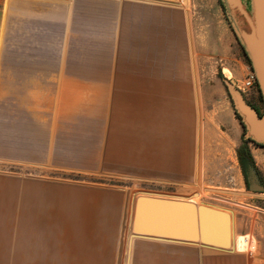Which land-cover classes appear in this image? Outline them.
<instances>
[{
  "label": "crops",
  "instance_id": "0c3cea01",
  "mask_svg": "<svg viewBox=\"0 0 264 264\" xmlns=\"http://www.w3.org/2000/svg\"><path fill=\"white\" fill-rule=\"evenodd\" d=\"M46 4L29 15L42 26L40 48L0 71V264H254L244 251L181 243L200 249L179 255V242L146 238L131 240L127 257L131 195L101 181L190 180L186 9L178 0ZM150 241L163 253L139 255Z\"/></svg>",
  "mask_w": 264,
  "mask_h": 264
},
{
  "label": "rangeland",
  "instance_id": "374dc122",
  "mask_svg": "<svg viewBox=\"0 0 264 264\" xmlns=\"http://www.w3.org/2000/svg\"><path fill=\"white\" fill-rule=\"evenodd\" d=\"M50 1L0 0V71L6 70L8 64H22V50L40 48L39 33L42 26L29 15L45 13L50 6L46 2ZM178 2L187 11L190 36V49L182 54V60L190 80L194 82L193 91L196 93L191 97L190 180L185 181L188 184L182 185V181L154 182L135 177L117 179L110 175L101 181L124 186L130 195L138 191H157L183 197L191 196L197 203L229 210L233 215L234 235L240 233L255 239L254 253H239L249 256L254 264H264V190L250 189L253 178L251 167L255 170L257 183L264 188V147L246 137L245 128L236 115L226 82L233 80L234 87L237 88L236 85L241 84L251 68V63L223 0ZM24 34H27V39ZM224 69H228L231 75H226ZM257 95L253 92L243 94L245 99H253ZM242 156L256 164L252 163L247 169V181L239 162ZM256 168L261 174V181ZM195 193L197 194L194 195ZM134 243L132 241V247L129 246V238H126L127 257L136 255ZM143 245L148 248L139 255L155 256L163 253L159 242L150 241ZM230 245V250L234 251L233 238ZM171 246L179 255L185 251L200 249L181 243H173ZM202 250L207 253L217 252L204 247Z\"/></svg>",
  "mask_w": 264,
  "mask_h": 264
},
{
  "label": "water",
  "instance_id": "95a60500",
  "mask_svg": "<svg viewBox=\"0 0 264 264\" xmlns=\"http://www.w3.org/2000/svg\"><path fill=\"white\" fill-rule=\"evenodd\" d=\"M235 32L250 60L264 100V0H250V12L242 0H223ZM233 106L241 118L245 134L251 141L264 145V112L259 114L243 94L226 81ZM251 191H262L255 170L250 168ZM195 193L194 195H196ZM232 217L211 205L157 191L131 194L126 238H146L227 250L230 246Z\"/></svg>",
  "mask_w": 264,
  "mask_h": 264
},
{
  "label": "bare ground",
  "instance_id": "6f19581e",
  "mask_svg": "<svg viewBox=\"0 0 264 264\" xmlns=\"http://www.w3.org/2000/svg\"><path fill=\"white\" fill-rule=\"evenodd\" d=\"M179 1V0H178ZM224 73L228 76L231 75V72L228 69H224ZM195 202V201H194ZM215 207L219 210L225 211L228 213V211L226 209L220 208V207H216V206H212ZM232 220H233V215L232 213L229 211ZM235 229L233 227V223H232V229H231V237H230V244L232 243V238H233V249L236 251H254L255 249V239L252 236L249 235H234ZM234 235V237H233ZM129 238V243L131 242V240H133L132 237H128ZM207 247V246H206ZM231 245L229 246V248L227 250H230ZM213 248V247H211ZM214 249H218V248H214ZM220 250V249H218ZM128 255V254H127ZM126 261V260H125ZM125 264V263H124Z\"/></svg>",
  "mask_w": 264,
  "mask_h": 264
},
{
  "label": "flooded vegetation",
  "instance_id": "af4514ba",
  "mask_svg": "<svg viewBox=\"0 0 264 264\" xmlns=\"http://www.w3.org/2000/svg\"><path fill=\"white\" fill-rule=\"evenodd\" d=\"M242 2L244 3V6H245V9L250 12L251 8H250V0H242ZM237 86V89L241 92V89L239 87V85H236ZM242 93V92H241ZM257 97L256 98H253V99H249L248 97H246V100L247 102L252 105L259 114H262L264 112V100L262 97H260V93H257ZM243 126V124H242ZM244 127V126H243ZM264 147V146H263ZM239 162H240V166L242 168V170L244 171L245 173V176H246V172H247V169L249 168V166L253 163L250 161L249 158H246V156H242L240 157L239 159ZM253 165H256L255 163H253ZM257 169V168H256ZM257 173H258V177H259V180L261 178V174H259V171L257 169ZM246 181H247V176H246ZM261 181V180H260ZM248 183H247V187H248ZM249 188V187H248Z\"/></svg>",
  "mask_w": 264,
  "mask_h": 264
},
{
  "label": "built area",
  "instance_id": "2783aa9c",
  "mask_svg": "<svg viewBox=\"0 0 264 264\" xmlns=\"http://www.w3.org/2000/svg\"><path fill=\"white\" fill-rule=\"evenodd\" d=\"M239 87L243 94L247 92H253L254 94H257L260 92L257 75L252 68L248 70L246 76L241 81V84H239Z\"/></svg>",
  "mask_w": 264,
  "mask_h": 264
},
{
  "label": "trees",
  "instance_id": "16d2710c",
  "mask_svg": "<svg viewBox=\"0 0 264 264\" xmlns=\"http://www.w3.org/2000/svg\"><path fill=\"white\" fill-rule=\"evenodd\" d=\"M260 93V97H262V94H261V92H259ZM263 98V97H262ZM237 115V117L239 118V120L241 121V118H240V116H239V114H236ZM242 123V122H241ZM264 146V145H263Z\"/></svg>",
  "mask_w": 264,
  "mask_h": 264
}]
</instances>
